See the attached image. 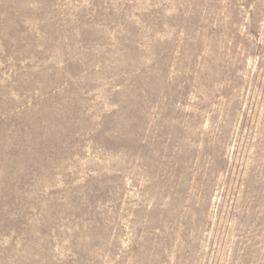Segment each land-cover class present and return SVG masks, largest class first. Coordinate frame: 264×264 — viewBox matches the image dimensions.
I'll list each match as a JSON object with an SVG mask.
<instances>
[{
	"label": "rangeland",
	"instance_id": "obj_1",
	"mask_svg": "<svg viewBox=\"0 0 264 264\" xmlns=\"http://www.w3.org/2000/svg\"><path fill=\"white\" fill-rule=\"evenodd\" d=\"M0 264H264V0H0Z\"/></svg>",
	"mask_w": 264,
	"mask_h": 264
}]
</instances>
